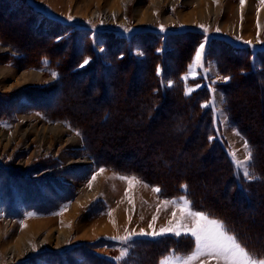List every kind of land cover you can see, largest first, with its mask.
<instances>
[{
  "label": "rangeland",
  "instance_id": "1",
  "mask_svg": "<svg viewBox=\"0 0 264 264\" xmlns=\"http://www.w3.org/2000/svg\"><path fill=\"white\" fill-rule=\"evenodd\" d=\"M21 1L0 0L1 264H161L171 254L185 255L194 247L189 236L151 234L171 219L172 208L165 210L162 201L182 196L193 211L210 218L221 221L215 214L222 216L227 209L248 222L255 244L239 242L264 258L258 249L264 246V199L258 203L230 198L235 194L224 188L228 181L222 173L230 172V165L223 152L212 153L202 143L197 119L190 121L192 134L183 127L182 109L186 106L190 116L192 108L183 100L170 104L152 94L158 88L174 94L173 88L185 92L214 85L211 112L217 110L221 120L218 132L235 153L233 159L241 165L237 169L252 177L253 156L247 160L243 146L248 139L228 112L231 100L234 117L258 143L261 136L255 133L264 130V88L258 89L255 109L258 97L250 87L257 88L260 81L239 76L234 62L221 55L222 47L210 42L226 38L242 46L264 47V4L245 0L241 8V0ZM117 12V18L107 17ZM64 25L71 27L63 32ZM170 34H179L168 38L177 48H159ZM201 43L203 68L195 69L196 78L182 79L189 68L174 76L176 66L190 54L193 63ZM44 55L53 64L43 59L39 65ZM85 60L89 62L84 64ZM151 63L160 70L159 84ZM34 71L40 76L36 78ZM144 112L150 123L140 115ZM192 116L198 118L197 113ZM55 124L64 125L59 135L49 131ZM44 132L47 135L41 136ZM262 152L255 156L257 162L264 159ZM258 168L264 171V166ZM120 177H135L139 183L129 185ZM180 177L188 184L173 191V185L181 184ZM258 190L264 194V186ZM193 199L208 201L213 212L196 206ZM141 230L148 234L140 235ZM29 243L34 249L23 253ZM14 246L20 251L12 253ZM165 247L170 249L159 262L142 257Z\"/></svg>",
  "mask_w": 264,
  "mask_h": 264
},
{
  "label": "trees",
  "instance_id": "2",
  "mask_svg": "<svg viewBox=\"0 0 264 264\" xmlns=\"http://www.w3.org/2000/svg\"><path fill=\"white\" fill-rule=\"evenodd\" d=\"M18 1L22 2L21 0H18ZM22 7H23V3H22ZM22 10H23V13H28L30 16H32V15L36 16V14H31L30 11H28L27 9H22ZM70 27H71V25L61 26V31L63 29V32H66V30L69 29ZM58 28L60 29L59 26H58ZM68 34H69V31H68ZM184 34H186V33H183V35ZM175 35H179V34H170L166 38H163L164 39V43H161L159 48H161V46L162 47L163 46H167V47L170 46L171 47L172 45H174L177 48V44L175 42H172L171 40H168L169 36L175 37ZM58 36H60V35H58ZM199 37H201V36L199 35ZM106 44H107V42H106ZM210 44H213L212 46H215V47H222L221 48V55L224 56V58L225 57L229 58L230 62H234V64L236 65L234 67H238L239 68V73H238L239 76H241L242 78H247L248 77V80H249V77H251L255 82H257V81L259 82L260 81L259 84H258L259 87L258 86H257V88H255L254 86L250 87L254 91V93H256V95L258 97L256 99H254V102H253L255 109H257V107L259 106V95H258L259 92H258V89L260 91V90H262L264 88V47H259L258 48V47H254V46H249V47L248 46H242V45H238V44H236V43H234L231 40H228L226 38H219L216 41L213 39L210 42ZM159 48H157V49H159ZM156 52H157V50H155L154 56H156L158 58L159 55L156 54ZM145 53L148 54V52H145ZM149 54L151 55L149 57L152 58L153 59V63H155L156 60H154L153 54L151 52H149ZM94 55L96 57V54H94ZM123 57L126 58V55H124ZM244 57L248 58L247 59L248 60L247 63H246V60H245ZM43 59H48V60H50V62L52 61V64H53V60L49 59L48 57H46L44 55V57L40 58L39 65L43 64ZM92 59L95 60V58H92ZM60 60L61 59H58V62H57L58 65L61 64ZM124 61L125 60H122V62H124ZM191 61H192V58H191V54H190L189 57L186 58L185 62L182 65L181 64L180 65L177 64L178 67L176 66V70L174 72V76L177 75V74H178V76L184 75L187 72ZM158 63H160V61ZM161 64H162V62H161ZM232 65L233 64L229 63V66L231 68H232ZM246 65L248 66V69H249L248 71L245 70ZM150 66H151V69L154 67V69H155V71H154L155 72V74H154L155 75V79L157 80V82L159 84L160 81L158 79L159 74H158V70H157L158 66H154V65L152 66V63H151ZM229 66H227L228 69L230 68ZM231 68H230V70H231ZM168 76H169V74H168ZM230 76H231L230 77L231 78V82L230 83H232L233 82L232 79H234V76L233 75H230ZM212 87L214 88V85L209 83L208 87H206L205 89L203 88L201 90H197L195 92H192L190 95H185V92H177L176 88H173L174 89V92H173L174 94H172V93L168 94V91L167 92H165V91L163 92L161 90V88H158L159 91H157L158 92L157 94H154V93H152V94L154 96L162 95V97L165 100V102L170 100L169 101L170 104H173L174 100H180V101L183 100V105H185V103L187 102L188 105L192 108V114H196L197 113L198 118H194V116H192V114L189 116V114H190L189 110H187V108L185 106L182 109V111H184V118H185V121L183 122V127H184V129H186V131H189L192 134V132H193V129L191 127L192 126V122H190V121L197 119L198 122H199L198 126H200V125L202 126V129H201V131H202L201 133H202V136H203L202 143H205L206 148H208L209 151L212 152V153L216 149H219V151L221 153L223 152L226 161H228L227 167H229V165H230V167H229L230 168V172H223L222 173V176H224L226 178V181H228V183L224 182V185H225L224 188L230 187V191L229 192H234L232 194L233 195L235 194L234 198H233L232 195H231L230 198L234 199L236 202L239 201L240 198H242L244 200H248L249 202H252V200H254V199H258L257 200L258 203H259V199H260V201L262 202V200L264 199V197H262V196L264 194L262 195V193H260L261 190H258V188H260V187L262 188V186H264V171H261L258 167L264 166V159L262 160V158H261L260 162H257V160H255V156H257V154H261V153H259V150L263 151L262 155H264V132H263L264 130H262V131L258 130L257 133H255L256 135L260 134V136H261V138L259 137L258 140H257L258 143H255L253 141V139H252L253 133L251 134L249 131L246 132L243 129L240 121L234 117V113H233L234 107H233L232 102L230 100V103H231L232 107L227 104V107L230 106V110H229L228 113H230V115L232 116L234 121H238L237 124H235V126L241 133H243L247 137L248 143L250 145V149H251V152H252V156H253V160H252V170H253L252 173H253V176L252 177H246L245 174H243V172L241 171V169L240 170L237 169V167L235 165L236 163H235V161L233 159V155H232L233 151L230 148V146L228 145V143L226 141V137H224L223 134L221 135L222 131H221V133L218 132V128L222 127V123H221V120L219 119L217 110L214 111V114H213L211 111L215 110V108L212 105L209 108L202 107L203 102H206V103L213 102L214 103V99L212 97L213 93L211 94ZM154 90L155 89H153V92H154ZM154 96H153V98H154ZM175 97H177V98H175ZM203 97H208V98L202 99ZM157 98H159V97H157ZM173 98H175V99H173ZM149 104H147V105H149ZM256 111H259V110H255V112ZM140 115L142 117L146 116L144 120H148L149 119V118H147L148 116L146 115V112H144L143 114H140ZM214 117H215V121H213ZM148 122L150 123V120H148ZM185 122H187V123H185ZM195 128H197V127H195ZM214 128H215V132H214ZM212 130H213V132H212ZM221 130H222V128H221ZM210 133H212V134H210ZM209 137H213V139L210 140ZM257 164H258V167L256 166ZM220 170L226 171L225 168H221ZM224 173H225V175H223ZM184 183L188 184L187 180H183L182 179L181 180V184H175V186L173 185V188H175V190H173V191L181 190V186H183ZM255 185H256V188H255ZM188 189L191 192L192 187L189 186ZM225 195L229 196L228 191L226 192ZM194 203H196V206H199L201 209H206L209 212H213V210L210 209V208H212V205L208 204L209 203L208 201H206V203L202 204V203L196 202L194 200ZM224 211H221L223 213L222 216H220L218 213H216L215 215L217 216L218 219H220L223 222V224L227 227L229 232L236 236L238 241L242 242L243 244H246V246L253 247L252 243L254 241H256V240L254 239L253 236H251V231L249 230L250 227H248L246 225V224H248V222H246V221L244 222V220L240 216L236 217L235 214L227 211V209L224 210ZM248 218H250L249 214H248ZM263 222H264V218H263ZM262 239H264V238H262ZM154 241H156V240H154ZM254 244H255V242H254ZM261 244L264 245V241L261 242ZM169 249H170V247H165L163 252H162V249H158V251L157 250L156 251H152L151 255L148 252L145 256H142V255H140V256H142V257L150 256L149 257L150 259H153V260H156L157 262H159V260L162 257V255L166 251H168ZM177 249L180 250L181 252H183L181 248H177ZM258 249H260L262 254H260L258 251L257 252L261 256H264V246H262V247H260ZM175 252L178 254V252L176 250H175ZM154 254H155V256H154L155 259L153 257H151Z\"/></svg>",
  "mask_w": 264,
  "mask_h": 264
},
{
  "label": "snow or ice",
  "instance_id": "3",
  "mask_svg": "<svg viewBox=\"0 0 264 264\" xmlns=\"http://www.w3.org/2000/svg\"><path fill=\"white\" fill-rule=\"evenodd\" d=\"M244 3L245 0H241V8H243ZM260 3L264 4V0H260ZM69 19H71V16H69ZM161 31H163V28H161ZM204 51L205 44L201 43L196 50L193 63L189 66V75L182 79L187 80L189 76L193 79L196 78L195 69L198 67L203 68ZM88 62V60H85L84 64ZM159 72L160 70L158 69V74ZM53 75L55 76V74ZM224 79L227 80L228 78L225 77ZM193 91H195V88H187L185 95H190ZM212 103L209 102L202 105V107H210ZM209 139L211 140L213 137H209ZM243 146L247 154V160L250 161L252 159V152L248 142L244 141ZM232 155L234 156L235 153H232ZM236 166L241 167L238 162ZM99 171L102 173L104 169H100ZM245 174L247 175V172ZM95 179L96 176L94 175L92 180L94 181ZM120 179L126 181L129 185L134 181L139 183L135 177H120ZM182 187L186 188V186ZM152 191L159 193L160 189L154 188ZM125 196H128L127 191ZM129 203H132V201L129 200ZM162 204L165 206V210L168 207L172 208L171 219H169L166 227L161 228L158 232L153 231L151 234L157 236L165 234H172L176 237L182 235L189 236L194 241V247L190 253L185 255L171 254L161 261V264H172L173 261L177 262V264H209L210 261H214L215 264H264V258H258L253 253H250L221 221L210 218L202 212L193 211L190 202L183 196L179 200H164ZM157 211H159V208ZM177 211H179V215H177ZM141 219L143 218L141 217ZM156 219L157 217L153 216V222ZM149 228H153L152 223L149 224ZM139 234L147 235L148 233L141 230ZM130 238L128 236L121 239L122 242H127ZM125 254L122 252L121 258Z\"/></svg>",
  "mask_w": 264,
  "mask_h": 264
},
{
  "label": "bare ground",
  "instance_id": "4",
  "mask_svg": "<svg viewBox=\"0 0 264 264\" xmlns=\"http://www.w3.org/2000/svg\"><path fill=\"white\" fill-rule=\"evenodd\" d=\"M209 2V1H208ZM2 3V2H1ZM5 3V2H4ZM205 3H207V2H205ZM10 4V3H9ZM201 4H203V3H201ZM3 5V4H2ZM4 5H8V4H4ZM3 5V6H4ZM204 6V5H203ZM8 7V6H7ZM203 8V7H202ZM206 10V9H205ZM120 12V11H119ZM204 12H206V11H204ZM208 12V11H207ZM14 14H16V13H14ZM199 14V13H198ZM210 14V13H209ZM17 15H20V14H17ZM192 15V14H191ZM195 15V14H194ZM202 15V14H201ZM260 15V14H259ZM258 15V16H259ZM12 16V15H11ZM119 16V13L117 12V13H110V14H108L107 15V17H109L110 19H115V18H117ZM187 16V15H186ZM3 17H4V15H3ZM3 17L1 18L2 20H3ZM188 17V16H187ZM15 18V17H14ZM13 18V19H14ZM7 20V19H6ZM1 21V20H0ZM12 21V20H11ZM6 23V22H5ZM9 23V22H8ZM12 23V22H11ZM13 24V23H12ZM0 25H1V23H0ZM10 25V24H9ZM13 25H15V24H13ZM2 27V26H1ZM5 27V26H4ZM13 28V27H12ZM20 28V27H19ZM9 30V29H8ZM14 30H16V29H14ZM12 31V30H11ZM10 31V32H11ZM12 33V32H11ZM20 35H21V33H20ZM5 49V48H4ZM33 51V50H32ZM188 51V50H187ZM182 53H184V52H182ZM186 55V54H185ZM76 56V55H75ZM228 59V58H227ZM227 59H226V61H227ZM239 61V60H238ZM125 62V61H124ZM126 62H127V60H126ZM131 63H132V61H131ZM121 66V65H120ZM128 66V65H127ZM122 67V66H121ZM121 71V70H120ZM34 73H35V75H36V78L37 77H39L40 76V74L38 73V72H36V71H34ZM249 78H251V77H249ZM248 79V78H247ZM247 82H248V80H247ZM249 84V83H248ZM250 84H252V83H250ZM242 85H244V84H242ZM245 86V85H244ZM243 86V87H244ZM246 87V86H245ZM166 92V91H165ZM39 93V92H38ZM66 96V95H65ZM61 98V97H60ZM8 102V101H7ZM31 102V101H30ZM30 129H34V126H31L30 127ZM43 129L44 130H47L48 129V127L47 126H44L43 127ZM64 129V125H62V124H55V125H51L50 127H49V131H51V132H58L57 133V135H59V134H61L62 133V130ZM47 134L44 132V134H42L41 136H46ZM89 157V156H88ZM90 160V159H89ZM81 161V160H80ZM199 176V175H198ZM183 179V177H180L179 178V181H181ZM184 180V179H183ZM171 217V216H170ZM6 223V222H5ZM108 227V226H107ZM43 242V241H42ZM42 242H39V245L41 246L42 245ZM44 242H45V240H44ZM20 248H18V247H16V246H14V248H13V250H12V253H17V251L19 250ZM23 249V250H22ZM21 250H22V252L23 253H28V252H30V251H32L33 249H34V244H32V243H29L26 247H24V248H22ZM20 251V250H19ZM0 264H1V260H0Z\"/></svg>",
  "mask_w": 264,
  "mask_h": 264
}]
</instances>
